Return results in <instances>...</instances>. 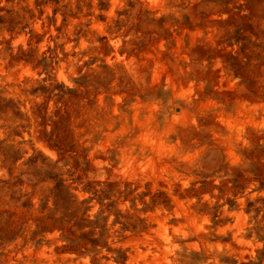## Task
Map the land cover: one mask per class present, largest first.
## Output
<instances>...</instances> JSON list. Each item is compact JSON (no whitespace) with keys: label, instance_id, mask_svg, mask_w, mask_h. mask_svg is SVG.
Masks as SVG:
<instances>
[{"label":"clouds","instance_id":"9594fccd","mask_svg":"<svg viewBox=\"0 0 264 264\" xmlns=\"http://www.w3.org/2000/svg\"><path fill=\"white\" fill-rule=\"evenodd\" d=\"M0 264H264V0H0Z\"/></svg>","mask_w":264,"mask_h":264}]
</instances>
